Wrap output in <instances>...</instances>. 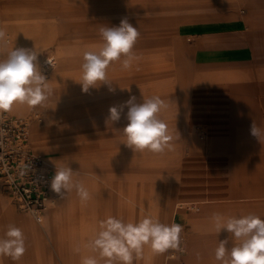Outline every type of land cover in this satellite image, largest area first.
<instances>
[{"label":"rangeland","instance_id":"1","mask_svg":"<svg viewBox=\"0 0 264 264\" xmlns=\"http://www.w3.org/2000/svg\"><path fill=\"white\" fill-rule=\"evenodd\" d=\"M79 1L0 0V30L6 33L3 41L7 43L12 37V30L15 29L24 38L25 43L15 45L14 49H36L39 52L38 62L41 71L48 79L52 90L57 91L58 100L61 101L54 110L50 102L46 101L43 106H35L31 109L27 106L18 113H8L38 118L30 122L29 143L35 152L45 157L55 172L56 167L69 166L77 172L74 179L79 180L77 176L85 177L86 183L89 184V179L113 181L109 178L111 174H120L118 177L125 181L127 187L123 182L116 181L113 188L124 195L127 193L128 197L121 195L124 207L117 212V218L123 219L126 223H135L150 216L165 224H179L184 233L189 223L186 219L185 223L183 218L192 216L197 210L201 211V208L208 205L207 200L204 199L196 204H184L178 208L176 204L181 198L171 197L170 216L165 222L161 220L160 213L149 212L153 206L146 205L147 197L144 195L146 198L138 199L133 194V162H144L141 157L146 155L147 150L133 152L124 144L126 137L122 129L127 124V108L124 109L118 122L109 121V109L123 104L130 96H135L137 103H142L143 99L153 96H159L164 102L165 100L173 102L177 94V81L181 82L185 91L188 82L185 75L192 72L193 59H202L201 53L209 50L204 49L210 39L207 35L211 32L215 33L217 29H224L227 19L240 17L241 9L224 5L225 3L217 5L220 0H87L86 11H90V18L86 20L82 16L81 21L84 25L78 27L70 12L72 7L73 9L78 7ZM80 12L82 11L77 10L75 13ZM92 12H105L107 17L98 21L92 18L94 17L90 15L93 14ZM124 18L137 27L140 33L132 50L136 57L132 61V66L125 70L121 67V62L112 63L107 69L108 83H104L110 86L99 89L92 87L87 93L84 92L79 83L82 63L77 66L72 63L66 66L65 54L81 58L86 51H99L103 40L97 28L119 26ZM206 55L209 53L206 52ZM47 57L51 58V62L44 65V58ZM69 60L78 61L72 58ZM66 79L69 82L66 83ZM110 88L115 91H110ZM103 102V105H97ZM167 108L169 110L167 106L162 111L165 113ZM163 116L159 113V118L166 123L168 132L170 131L171 136L174 135L172 132L176 129L171 125L173 117L167 115L163 118ZM39 120L44 125L39 139L41 144L55 142L61 146L66 145L64 150L59 152L50 148L40 151V147L32 144L30 127L33 121ZM56 125L66 128L61 135L51 133ZM175 142L174 139L171 141L173 146ZM170 155L176 156V148L170 150ZM188 166L190 167L191 163L187 161L186 167ZM146 167L152 166L146 165ZM176 167L171 163V179H173L171 182L175 185L178 183ZM90 170H93L96 176H91ZM140 172L141 170H138L135 173L140 174ZM105 185V189L102 187L103 190H106L107 194L112 193L108 184ZM98 189H100L99 185L96 189L89 190L90 198L87 200L86 214L79 210L81 200L73 190L70 192L71 208L62 210L58 208L57 217L50 218L51 229L44 231L38 226L40 234L37 243L35 241L36 247L33 245V259L39 261L46 259L47 264H81L83 256L93 254L84 245L99 230V222L112 215L107 212L105 215L104 211L108 208H103L102 213L100 208L92 207V204L96 203ZM175 192H177L176 188ZM132 197L133 202L129 199ZM63 198L64 196L61 199ZM8 204L16 213L24 214L16 209L10 200ZM145 205L148 208H145ZM175 207L178 209L175 210ZM52 210L53 208H49L50 212ZM133 211L136 219H133ZM26 221L31 220L27 218ZM29 223L34 226L38 224L33 220ZM10 224L7 221L5 231ZM24 225L28 226L27 223ZM27 234L31 235V233ZM33 241L31 239L32 243ZM186 243L187 241L184 251L177 253L173 258L167 256L168 250L164 253H155L146 245L141 257L135 260L134 264H179V259L187 253ZM77 247L80 248L79 252L75 251ZM4 259L6 264L7 261H12L11 257L0 255L1 264H5Z\"/></svg>","mask_w":264,"mask_h":264},{"label":"crops","instance_id":"2","mask_svg":"<svg viewBox=\"0 0 264 264\" xmlns=\"http://www.w3.org/2000/svg\"><path fill=\"white\" fill-rule=\"evenodd\" d=\"M86 2L87 0H80L78 7H72V11H69L78 27L84 25L82 16L86 20L90 18ZM216 4L240 7L242 13L238 18L227 19L224 29H217L215 33L207 35L210 39L204 49L209 50L201 53L202 59H193L192 72L185 75L188 81L185 91L178 80L174 101L165 100L169 110L167 108L165 113L162 110L160 113L164 115L163 118L167 115L173 117L171 125L176 129L172 132L173 139L176 140L173 146L176 148V156L171 157L169 150L162 154L146 151V155L141 157L144 162H133V194L138 199L145 195L146 205L153 206L149 212L160 213L162 221L169 219L173 196L181 198L176 204L178 208L188 203H200L204 199L208 202L201 211L197 210L192 216L183 218L184 222L186 219L189 223L188 226L185 224L186 228L182 233L184 245L187 241V253L179 259V264H221L215 259L219 241L228 239V247L238 243L226 231L217 233L211 219L213 213L218 212L225 217L254 214L264 219V0H220ZM77 10L82 12L75 13ZM92 13V18L98 21L107 17L105 12ZM13 30L8 43L0 41V59H5L15 45L25 43L24 38ZM2 42L5 44L2 45ZM64 62L66 66L83 63L67 59L66 54ZM65 82L69 80L66 79ZM109 86L103 83L97 88ZM58 99L57 91H52L48 102L53 110L61 102ZM103 104L104 102L97 105ZM25 108L26 105L21 107L22 110ZM252 122L261 129L258 139L250 133ZM30 128V140L33 145L41 148L40 151L51 148L61 152L65 149L66 145L61 146L55 142L41 144L39 139L44 125L40 120L33 121ZM65 129L62 125H56L51 133L61 135ZM169 135L171 136L170 131ZM187 161L192 167H186ZM171 163L177 166V185L171 182ZM138 170H141L140 174L135 173ZM118 176L120 174L112 173V178H109L113 181L89 179L90 184L86 183L85 177L77 176L88 191L99 185L101 190L96 191V203L92 207L100 208V212L103 208H108L104 213L112 214V217H116L120 208L124 207L122 196L128 197L127 193L125 196L113 188L116 181L123 182L127 187L125 181ZM106 183L109 190L112 189L110 194L103 190ZM70 194H66L63 199L59 197L53 206L43 211L41 219L37 220L30 214L13 211L8 204L10 198L0 185V236L4 235L8 221V224L11 222L22 230L26 242V251L20 260L7 261L8 264H42V260L32 257L40 234L38 226L40 230L49 231V208H53L52 215L56 217L58 208H71ZM129 199L133 202V197ZM87 204V201H81L79 205L83 214H86ZM146 205L145 208H148ZM176 207L175 210L178 209ZM134 212L133 219H136ZM27 218L38 224L31 225V221H26ZM27 233H31V237ZM31 239L34 240L33 243ZM5 260L3 263L6 264Z\"/></svg>","mask_w":264,"mask_h":264},{"label":"clouds","instance_id":"3","mask_svg":"<svg viewBox=\"0 0 264 264\" xmlns=\"http://www.w3.org/2000/svg\"><path fill=\"white\" fill-rule=\"evenodd\" d=\"M100 34L103 44L99 51H86L81 65L82 76L79 82L82 90L88 92L107 81V69L114 62H121L125 70L132 66L136 58L132 52L140 35L137 27L127 18L119 26L102 27ZM6 33L0 30V41ZM39 52L26 48H13L5 59H0V112H9L16 104L29 107L43 106L52 95L48 79L42 73L38 62ZM115 91L114 89H109ZM167 105L159 96L136 102L135 96L119 106L109 109V121L118 122L127 108V124L122 129L126 137V146L134 151L145 150L162 154L172 150L173 137L169 135L166 123L159 113ZM250 133L257 139L261 129L254 122ZM77 172L71 167H56L51 180V190L61 198L75 190L82 202L90 198L84 184L74 179ZM217 233L226 231L238 243L228 247L229 240L219 241L215 249V259L221 264H264V219L254 214L225 217L213 213L211 217ZM99 230L88 239L84 247L92 255L83 256L81 264H134L146 245L155 253H164L169 249H179L180 234L183 228L179 224H165L150 216L138 222H124L123 219L109 216L99 222ZM26 251L25 236L15 225H8L0 236V255L19 261ZM76 252L80 248L75 249Z\"/></svg>","mask_w":264,"mask_h":264},{"label":"built area","instance_id":"4","mask_svg":"<svg viewBox=\"0 0 264 264\" xmlns=\"http://www.w3.org/2000/svg\"><path fill=\"white\" fill-rule=\"evenodd\" d=\"M31 118L0 112V185L16 209L40 220L60 196L50 187L54 168L30 146ZM184 249L181 232L179 249H169L167 256L173 258Z\"/></svg>","mask_w":264,"mask_h":264},{"label":"bare ground","instance_id":"5","mask_svg":"<svg viewBox=\"0 0 264 264\" xmlns=\"http://www.w3.org/2000/svg\"><path fill=\"white\" fill-rule=\"evenodd\" d=\"M3 43V42H2ZM8 43V42H7ZM66 56H67V59H70V58H72V59H76V60H78V61H83V55H82V57L81 58H79V56H69L68 54H66ZM49 62H51V58H46L45 60H44V62H43V64L44 65H46V64H48ZM43 65V66H44ZM23 105H21V104H16L13 108H12V110L11 111H9L10 113H18L19 111H21L22 109H21V107H22ZM26 108H27V106H26ZM33 119H38V118H31V120H33ZM31 120L29 121V125H30V122H31ZM61 129H62V127H61ZM54 131V130H53ZM56 131V130H55ZM61 131H63V130H61ZM91 163V162H90ZM90 173H91V176H96V173L93 171V170H90ZM53 215H52V212H51V215H50V218L52 217ZM49 221H50V219H49ZM42 264H47V262H46V260H42Z\"/></svg>","mask_w":264,"mask_h":264}]
</instances>
